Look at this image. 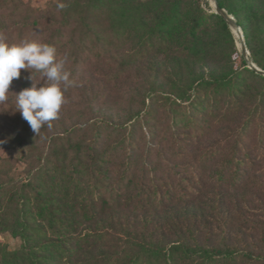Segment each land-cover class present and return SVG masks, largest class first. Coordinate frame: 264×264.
<instances>
[{
    "label": "trees",
    "instance_id": "1",
    "mask_svg": "<svg viewBox=\"0 0 264 264\" xmlns=\"http://www.w3.org/2000/svg\"><path fill=\"white\" fill-rule=\"evenodd\" d=\"M217 1L264 71V0ZM58 2L67 7L58 10ZM214 24L230 48L229 66L205 74ZM0 37L46 43L58 58L67 56L73 84L65 96L80 72L100 71L106 94L109 85L136 78L152 57L176 63L167 89L151 83L131 97L124 122L102 114L42 136L17 111L0 128V147L32 156L19 180L10 176L16 159L0 156V236L20 240L16 250L0 241V264H264V225L244 250L214 249L194 237L169 243L149 233L154 214L197 200L209 186L244 189L264 160V77L248 67L221 16L195 12L188 0H52L44 9L0 0ZM133 37L139 45L125 60L120 53ZM31 75L36 85L45 78L21 70L8 94L14 110V94L31 87ZM247 77L263 86L242 84ZM220 128L224 137L207 145ZM132 214L145 215L141 226Z\"/></svg>",
    "mask_w": 264,
    "mask_h": 264
},
{
    "label": "rangeland",
    "instance_id": "2",
    "mask_svg": "<svg viewBox=\"0 0 264 264\" xmlns=\"http://www.w3.org/2000/svg\"><path fill=\"white\" fill-rule=\"evenodd\" d=\"M23 1L27 5L44 9L52 0ZM188 1L189 7L195 12L198 9L215 12L211 0ZM231 31L240 50L239 38L232 29ZM133 38L125 44L120 53V57L125 60L139 45L138 38ZM209 43L214 45V50L203 65L202 71L205 74H218L229 66L226 55L230 53V48L217 24L210 27L206 45ZM175 69V62L152 57L143 63L136 78L120 83L117 88L109 85L106 94H102L106 80L100 71L92 69L80 72L70 93L68 92L67 96L64 93L66 102L60 110L59 119L52 122L51 128L46 125L42 127L39 133L42 136H49L53 132L59 133L64 128L83 125L89 119L102 114L117 122H124L129 117V111H132L129 104L131 97L140 93L145 94L152 84L159 92L167 89ZM243 79L242 84L249 83L254 89L258 90L261 85L263 86V83H257L252 77ZM48 83L50 82L43 78L37 85L47 86ZM7 102L0 103V128L8 127L17 113V110L10 107V103ZM224 135L225 128H220L206 144L210 145L222 139ZM0 156L16 159L15 167L10 172L12 178L19 180L25 176L28 170L27 161L32 157L30 154L27 152L21 154L14 149L0 147ZM254 177V182L240 191L219 189L212 185L207 187L197 200L154 214L149 225V233L155 239L160 238L169 243L182 239L191 240V237H194L199 244L214 249L228 246L244 250L259 239L260 227L264 225V160H259ZM145 218V215H131V220L138 226L142 225ZM0 241L7 244L11 250H16L20 246V240L9 234L0 236Z\"/></svg>",
    "mask_w": 264,
    "mask_h": 264
},
{
    "label": "clouds",
    "instance_id": "3",
    "mask_svg": "<svg viewBox=\"0 0 264 264\" xmlns=\"http://www.w3.org/2000/svg\"><path fill=\"white\" fill-rule=\"evenodd\" d=\"M56 7L63 10L67 5L58 2ZM67 60V56L58 58L56 48L49 44L35 41L9 44L0 37V103L7 102L10 86L21 78V70L35 69L50 82L47 86L36 85L31 75V87L14 94L17 111L36 134L45 125L51 128L52 121L59 119L66 102L64 93L73 84L71 74L65 70Z\"/></svg>",
    "mask_w": 264,
    "mask_h": 264
},
{
    "label": "water",
    "instance_id": "4",
    "mask_svg": "<svg viewBox=\"0 0 264 264\" xmlns=\"http://www.w3.org/2000/svg\"><path fill=\"white\" fill-rule=\"evenodd\" d=\"M211 3L215 9V13L221 16L225 22L229 25V27L234 31V33H238L240 37V51L241 55L243 56L245 62L247 63L248 67L252 69L256 74L264 77V71L259 69L250 59L249 51L246 47L244 35L242 29L238 26L236 19L228 14L224 9L220 8L217 0H211Z\"/></svg>",
    "mask_w": 264,
    "mask_h": 264
},
{
    "label": "bare ground",
    "instance_id": "5",
    "mask_svg": "<svg viewBox=\"0 0 264 264\" xmlns=\"http://www.w3.org/2000/svg\"><path fill=\"white\" fill-rule=\"evenodd\" d=\"M235 34H236L237 38H239V42H240V37H239L238 33L235 32Z\"/></svg>",
    "mask_w": 264,
    "mask_h": 264
}]
</instances>
